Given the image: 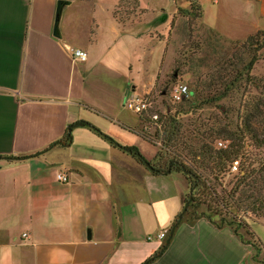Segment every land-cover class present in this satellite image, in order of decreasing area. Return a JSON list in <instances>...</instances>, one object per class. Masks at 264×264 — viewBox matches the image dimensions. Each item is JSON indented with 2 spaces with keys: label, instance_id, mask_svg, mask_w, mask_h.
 I'll list each match as a JSON object with an SVG mask.
<instances>
[{
  "label": "crops",
  "instance_id": "obj_1",
  "mask_svg": "<svg viewBox=\"0 0 264 264\" xmlns=\"http://www.w3.org/2000/svg\"><path fill=\"white\" fill-rule=\"evenodd\" d=\"M171 1L0 0V264H143L165 242L187 181L155 175L119 147L137 148L147 163L157 158L144 145L157 148L141 115L125 104L155 85L166 43L152 33H167ZM125 2L135 10L120 20ZM213 4L221 11L213 21L204 11L202 22L221 36L244 41L264 30V0ZM159 12L166 22L156 24ZM156 46L150 85L136 94L131 78L146 71ZM96 69L119 80L115 92L98 88ZM69 125L70 145L50 147ZM255 254L229 227L201 218L181 222L149 264H258Z\"/></svg>",
  "mask_w": 264,
  "mask_h": 264
},
{
  "label": "rangeland",
  "instance_id": "obj_2",
  "mask_svg": "<svg viewBox=\"0 0 264 264\" xmlns=\"http://www.w3.org/2000/svg\"><path fill=\"white\" fill-rule=\"evenodd\" d=\"M190 1L194 0H173L167 4L163 13L173 14L167 33L156 32V35L152 33L156 43L164 40L166 46L155 85L147 94L140 97L142 101L149 102L146 110L139 114L143 120L141 131L157 147L143 142L146 143L144 144L146 150L152 154L150 161L157 157L154 164L156 168H164L165 163L171 159L179 161L195 169L207 185L215 186L218 195H222L223 190L229 191L232 188L237 172L221 173L218 176L219 180L215 181L217 173L209 161L199 165L201 158H194L193 150H197L200 144H206L214 149L225 148L229 143L228 140H224L229 135L227 132L242 129L249 115L256 129L260 131L264 128V117L261 116L264 114V48L257 54L258 60L250 72V79L238 78L236 72L242 69L241 63L234 62L241 53L239 45L246 39L230 40L207 27L202 22L203 14L201 18L197 9L191 12ZM197 1H200L202 11L206 13V20L213 21L212 18L221 11L222 5L213 4L212 0ZM134 10L135 3L125 2L116 12L120 20H125ZM161 14L159 12L160 17ZM153 52L154 56L146 71L141 70L131 78L133 80L131 86L138 88L136 94L141 95V88L150 85L151 67L158 58L159 46H156ZM248 59L247 56H243L244 62ZM95 74L99 89L115 92L119 87V80L107 78L100 69H96ZM174 74L175 81L172 77ZM229 82H234L235 86L227 90L224 85ZM198 83L201 84L198 90V95L202 91L201 97L195 92V85ZM209 83L210 86L207 87ZM176 86L187 88L188 94L181 102H175L172 98V91ZM191 90L195 92L192 95L189 94ZM130 115L135 119L136 115L133 112H130ZM170 120L175 123L176 128V135L172 138L165 133V130L170 129V125L167 126ZM244 144L246 156L256 159L264 156V147L256 148L248 134ZM202 192L201 187L190 191L188 184L184 196L188 202L182 214L184 221L202 218L216 226L223 216L226 221L230 220L231 216L225 214L220 204L216 201L211 202ZM237 215L238 219L247 223V230L253 233V236H249L246 229L239 226L238 233L241 239L256 245L260 251L259 261L264 263V252L261 248V246L264 248V219L256 218L250 213Z\"/></svg>",
  "mask_w": 264,
  "mask_h": 264
},
{
  "label": "trees",
  "instance_id": "obj_3",
  "mask_svg": "<svg viewBox=\"0 0 264 264\" xmlns=\"http://www.w3.org/2000/svg\"><path fill=\"white\" fill-rule=\"evenodd\" d=\"M190 9L191 12L197 9L199 11L198 16L202 18V8L200 3L197 0L190 1ZM166 20V16L163 15L160 18L156 19L154 22L156 24L163 23ZM264 48V31H257L255 34L250 35L246 38V40L239 45V49H241V53L238 57H236V62L241 63V70L237 71L238 78H245L246 80L250 79V72L258 60V52ZM242 55V56H241ZM243 56H247L249 59L247 62L243 61ZM231 66L233 63L230 64ZM173 80L175 81L176 75L174 74ZM199 84V83H198ZM196 84L195 92L198 95V90L200 89L201 84ZM210 86V83L207 87ZM227 88L235 86L234 82H229V84L224 85ZM228 90V89H227ZM194 91H190V95L195 93ZM201 97V96H200ZM184 100V99H183ZM185 103V101H184ZM187 103H191L187 101ZM261 116L264 117V114ZM80 124L90 128L91 130L95 131L99 135L103 136L107 140H109L113 145L118 146L111 138L104 136L98 129L92 126L90 123L80 121ZM174 122L170 120L167 123V126L170 125L169 130H165L166 134H169V138L176 135V128H174ZM173 125V126H172ZM245 127V128H244ZM242 129H238L235 132H227L229 135L224 140H228L229 143L225 148L214 149L211 146L206 144H200L197 147V150H193L194 158H201L199 165H204L203 162L209 161L213 170L217 173L215 175L214 180H219V175L221 173L225 174L226 172H237V178L234 182L232 188L229 191L223 190L222 195H218L216 187L213 185H207L205 180L201 178V176L197 173L195 169L189 168L183 163L176 161V160H169L165 163L164 168H156L155 162L154 163H147L140 153L138 152L137 148L135 147H119L123 151L130 154L134 157L139 163L145 165L153 174L155 175H167L171 173H180L182 174L186 181L187 186L189 184L190 191H194L195 189H203V196L209 197L211 202L219 203L224 210L226 215H230V220L226 221L224 216L220 219V223L216 225L217 228L222 227H229L235 235H237L240 239V234L238 233V227H243L246 229V233L249 236H253L251 231H248L247 223L242 220L238 219L239 215L241 214H252L256 218L264 219V156L256 159L254 157L246 156L244 153L245 144L244 139L246 134L250 136L253 142L256 145V148L264 147V128L262 130L256 129L252 125L251 116H247L245 126ZM73 125H69L66 133L60 141H57L50 145V147L54 146H62L66 147L69 146L72 141V132ZM10 159V158H8ZM235 170V171H234ZM187 200H183V208L182 211L175 217L170 229L168 236L165 239L163 245L155 252L149 259H147L143 264H149L159 258L168 248L175 231L178 225L184 221L182 218V214L185 210ZM242 240V239H241ZM243 241V240H242ZM246 244L251 245L256 254L254 256L255 260L258 264H264L259 261L260 251L257 250V247L254 243L250 241H243ZM260 243V242H259ZM263 249V247L261 246Z\"/></svg>",
  "mask_w": 264,
  "mask_h": 264
},
{
  "label": "built area",
  "instance_id": "obj_4",
  "mask_svg": "<svg viewBox=\"0 0 264 264\" xmlns=\"http://www.w3.org/2000/svg\"><path fill=\"white\" fill-rule=\"evenodd\" d=\"M215 2L216 0H212ZM72 56L75 60L84 61L87 58V54L81 50H73ZM187 88L185 86H176L172 91V98L175 102H181L187 96ZM148 101H142L140 97L129 100L125 106L127 109L135 112L136 114H141L148 107ZM57 179L60 182H66L67 178L64 175H57ZM166 237L165 233H160L158 239H164ZM150 239V238H149Z\"/></svg>",
  "mask_w": 264,
  "mask_h": 264
},
{
  "label": "water",
  "instance_id": "obj_5",
  "mask_svg": "<svg viewBox=\"0 0 264 264\" xmlns=\"http://www.w3.org/2000/svg\"><path fill=\"white\" fill-rule=\"evenodd\" d=\"M62 1L58 2L57 11H56V19H55V27L53 30V36L58 37V28H57V22L59 19L60 9H61Z\"/></svg>",
  "mask_w": 264,
  "mask_h": 264
}]
</instances>
